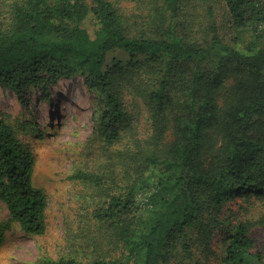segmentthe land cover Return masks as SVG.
I'll return each mask as SVG.
<instances>
[{
	"label": "trees",
	"instance_id": "1",
	"mask_svg": "<svg viewBox=\"0 0 264 264\" xmlns=\"http://www.w3.org/2000/svg\"><path fill=\"white\" fill-rule=\"evenodd\" d=\"M219 3L228 23L217 21ZM137 8L145 10L134 17L121 0L8 3L0 86L28 108L29 93L48 103L62 78L83 76L96 95L98 137L109 144L106 173L72 176L103 198L94 214L109 231V253L43 264H182L185 255L264 264L251 233L264 220L222 216L238 193L264 199V0H138ZM125 94L148 108L144 139ZM34 173L33 149L0 115V200L9 211L0 243L13 223L46 232L48 199Z\"/></svg>",
	"mask_w": 264,
	"mask_h": 264
},
{
	"label": "rangeland",
	"instance_id": "2",
	"mask_svg": "<svg viewBox=\"0 0 264 264\" xmlns=\"http://www.w3.org/2000/svg\"><path fill=\"white\" fill-rule=\"evenodd\" d=\"M12 1L0 0V28L10 24L4 16ZM137 1L121 0L128 14L134 17L145 10L137 8ZM225 15L224 7L217 4V21L228 23ZM88 27L94 33L93 21ZM241 37L248 40L250 32L242 30ZM26 97L29 98L28 108L13 90L0 86V115L15 124L20 137L34 151V180L48 199L47 229L42 235H29L17 223L5 228L4 240L0 243V264H43L48 258L58 259L70 254L90 260L100 251L109 253V231L94 214L103 198L100 200L99 192L93 187L72 178L80 170L98 173L109 170V144L98 137L95 129V93L83 76L75 75L62 78L52 87L48 103L39 99L37 91ZM125 101L135 135L146 138L151 132L148 108L130 94H125ZM31 121L35 129L30 127ZM171 139L172 129H168L164 141ZM241 195L238 193L227 203L222 216L231 215V223L247 217L264 220V199L258 194L251 195L250 199ZM8 219V208L0 200V223ZM251 233L256 241L255 249L264 253V222L256 225ZM219 241L220 235H215L212 244L216 253L220 249ZM195 256L185 255L182 264H196ZM211 261L221 264L215 256Z\"/></svg>",
	"mask_w": 264,
	"mask_h": 264
}]
</instances>
